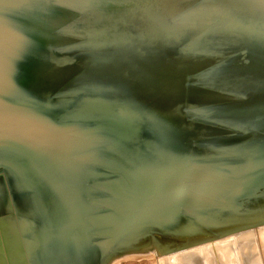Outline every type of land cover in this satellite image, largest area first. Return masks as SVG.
Masks as SVG:
<instances>
[{"label":"water","instance_id":"95a60500","mask_svg":"<svg viewBox=\"0 0 264 264\" xmlns=\"http://www.w3.org/2000/svg\"><path fill=\"white\" fill-rule=\"evenodd\" d=\"M1 180L11 264L263 230L264 0H0Z\"/></svg>","mask_w":264,"mask_h":264},{"label":"bare ground","instance_id":"6f19581e","mask_svg":"<svg viewBox=\"0 0 264 264\" xmlns=\"http://www.w3.org/2000/svg\"><path fill=\"white\" fill-rule=\"evenodd\" d=\"M1 181L4 185L0 184V194L4 199L0 198V264H11L13 244L11 238L9 240V230L6 229L11 213L9 208L3 212V203L8 197L9 190L5 186L6 181ZM151 254L153 253L129 254L124 257ZM158 261L159 264H264V229L250 232L241 238L225 239L218 244L193 252L174 255L163 260L158 258Z\"/></svg>","mask_w":264,"mask_h":264},{"label":"rangeland","instance_id":"374dc122","mask_svg":"<svg viewBox=\"0 0 264 264\" xmlns=\"http://www.w3.org/2000/svg\"><path fill=\"white\" fill-rule=\"evenodd\" d=\"M114 264H159L158 258L154 254L136 255L132 257H122L114 261Z\"/></svg>","mask_w":264,"mask_h":264}]
</instances>
